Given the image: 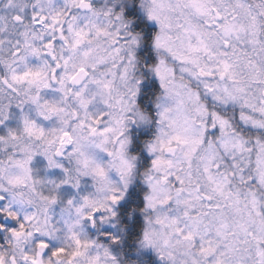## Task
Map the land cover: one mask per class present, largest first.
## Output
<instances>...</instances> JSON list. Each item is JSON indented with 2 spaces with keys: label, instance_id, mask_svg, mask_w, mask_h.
I'll use <instances>...</instances> for the list:
<instances>
[{
  "label": "clouds",
  "instance_id": "9594fccd",
  "mask_svg": "<svg viewBox=\"0 0 264 264\" xmlns=\"http://www.w3.org/2000/svg\"><path fill=\"white\" fill-rule=\"evenodd\" d=\"M0 264H264V0H0Z\"/></svg>",
  "mask_w": 264,
  "mask_h": 264
},
{
  "label": "snow or ice",
  "instance_id": "6c2138e0",
  "mask_svg": "<svg viewBox=\"0 0 264 264\" xmlns=\"http://www.w3.org/2000/svg\"><path fill=\"white\" fill-rule=\"evenodd\" d=\"M219 16V14H217ZM227 43V42H225ZM224 70L227 71L228 70V65L225 63L224 64ZM223 75V73H221ZM181 183H183V181H181ZM186 239H191V234H189V236L185 237ZM202 251H205L204 249H201Z\"/></svg>",
  "mask_w": 264,
  "mask_h": 264
}]
</instances>
